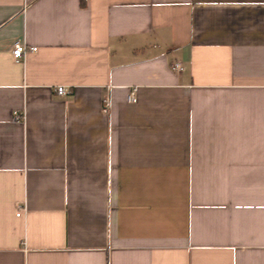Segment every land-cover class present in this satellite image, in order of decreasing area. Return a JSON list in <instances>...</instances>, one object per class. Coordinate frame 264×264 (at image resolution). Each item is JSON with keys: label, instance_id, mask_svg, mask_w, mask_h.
Returning <instances> with one entry per match:
<instances>
[{"label": "crops", "instance_id": "0c3cea01", "mask_svg": "<svg viewBox=\"0 0 264 264\" xmlns=\"http://www.w3.org/2000/svg\"><path fill=\"white\" fill-rule=\"evenodd\" d=\"M0 264H264V0H0Z\"/></svg>", "mask_w": 264, "mask_h": 264}, {"label": "built area", "instance_id": "2783aa9c", "mask_svg": "<svg viewBox=\"0 0 264 264\" xmlns=\"http://www.w3.org/2000/svg\"><path fill=\"white\" fill-rule=\"evenodd\" d=\"M36 50H37L36 46H29L25 42L17 40L13 44L12 54H13V56H14V58L16 60H19L22 57H24L28 52L36 51ZM175 68L177 70H182L183 69V67L181 66L180 63H177L175 65ZM56 90L60 94H65L67 92L65 86H63V85L57 86ZM129 100L132 101V102L136 100V88L131 92V94L129 96ZM110 105H111L110 98L109 97L104 98L103 111L106 112V113L109 112ZM15 118H16V120L20 121V120H22L24 118V115L21 114L20 112H16Z\"/></svg>", "mask_w": 264, "mask_h": 264}]
</instances>
